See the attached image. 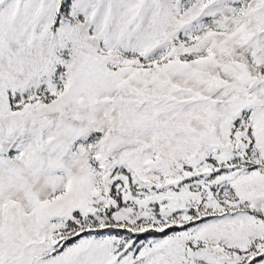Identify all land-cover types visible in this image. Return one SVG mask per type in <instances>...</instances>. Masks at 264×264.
Masks as SVG:
<instances>
[{
	"label": "snow or ice",
	"instance_id": "1",
	"mask_svg": "<svg viewBox=\"0 0 264 264\" xmlns=\"http://www.w3.org/2000/svg\"><path fill=\"white\" fill-rule=\"evenodd\" d=\"M0 264H264V0H0Z\"/></svg>",
	"mask_w": 264,
	"mask_h": 264
}]
</instances>
